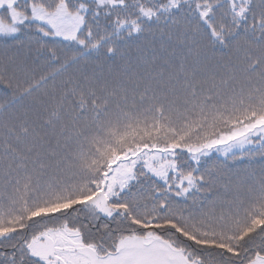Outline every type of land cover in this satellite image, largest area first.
<instances>
[{
    "label": "snow or ice",
    "instance_id": "obj_1",
    "mask_svg": "<svg viewBox=\"0 0 264 264\" xmlns=\"http://www.w3.org/2000/svg\"><path fill=\"white\" fill-rule=\"evenodd\" d=\"M0 264H264V0H0Z\"/></svg>",
    "mask_w": 264,
    "mask_h": 264
}]
</instances>
